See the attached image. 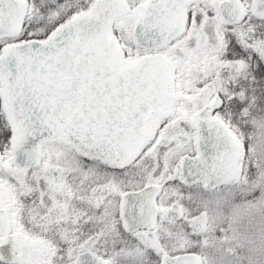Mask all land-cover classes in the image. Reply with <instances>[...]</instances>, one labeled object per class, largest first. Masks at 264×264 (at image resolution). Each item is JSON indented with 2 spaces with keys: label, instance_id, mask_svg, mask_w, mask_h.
Segmentation results:
<instances>
[{
  "label": "snow or ice",
  "instance_id": "1",
  "mask_svg": "<svg viewBox=\"0 0 264 264\" xmlns=\"http://www.w3.org/2000/svg\"><path fill=\"white\" fill-rule=\"evenodd\" d=\"M0 264H264V0H0Z\"/></svg>",
  "mask_w": 264,
  "mask_h": 264
}]
</instances>
